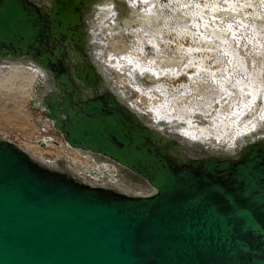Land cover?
<instances>
[{"label": "bare ground", "instance_id": "1", "mask_svg": "<svg viewBox=\"0 0 264 264\" xmlns=\"http://www.w3.org/2000/svg\"><path fill=\"white\" fill-rule=\"evenodd\" d=\"M17 1L24 8L22 17L0 31V91L28 97L42 116L39 125H48L59 137L17 145L0 136L1 147L13 145L49 181L109 203H155L160 208L165 202L155 198L187 199L192 188L191 196L198 197L194 201L213 198L217 203L210 204L222 211L231 213L235 203L262 211L258 201L264 197V98H247L241 102L248 103L245 112L233 117L236 121L210 126L206 104L198 105L200 113L178 119L166 109L150 111L125 91L150 92L169 101L188 95L195 81L206 79L209 89L228 93L237 64L201 32L220 30L216 23L224 18L228 21L223 30L245 39L249 22L261 18L257 4L264 0ZM4 2L0 0V10ZM108 36L127 43L144 38L149 58L161 51L180 61L170 58L163 70L142 69L147 65L142 60L140 67L131 65L127 84L119 86L105 67L102 38L116 49L120 42ZM198 90L202 97L206 88ZM180 103L175 102L176 109L189 110ZM220 107L216 114H229L225 105ZM73 125L79 130L85 125L99 128L102 136L91 146L69 145L65 138ZM97 145L111 153L97 150ZM258 215L264 222V210ZM247 240V246L238 248L240 256L220 264H246L252 249L259 261L264 236Z\"/></svg>", "mask_w": 264, "mask_h": 264}, {"label": "water", "instance_id": "2", "mask_svg": "<svg viewBox=\"0 0 264 264\" xmlns=\"http://www.w3.org/2000/svg\"><path fill=\"white\" fill-rule=\"evenodd\" d=\"M4 3L0 31L24 13L19 1ZM85 126L69 128L66 142L87 147L102 136L98 127ZM193 190L178 201L155 198L165 202L160 208L109 203L49 181L13 145L0 146V264H220L236 257L250 236H264L258 215L264 197L260 212L235 203L230 213L211 205L213 198L194 201ZM253 251L245 263L264 264Z\"/></svg>", "mask_w": 264, "mask_h": 264}, {"label": "rangeland", "instance_id": "3", "mask_svg": "<svg viewBox=\"0 0 264 264\" xmlns=\"http://www.w3.org/2000/svg\"><path fill=\"white\" fill-rule=\"evenodd\" d=\"M257 5L261 18L249 22L250 31L245 39H237L231 35V33L223 30V23L228 21L224 18H221V20L216 23V26L219 27L220 30H216L212 27V31L201 32L204 36H207L216 42L219 45V50L224 51L228 58L237 64L233 79L229 81L230 84L227 85L228 93L225 91L219 93L216 88L209 89V82H207L206 79L195 81L191 85L188 95L171 99L169 101H165L150 92L138 90L135 93L130 89H126L125 92L134 99L135 95L138 104L144 106L150 111L158 112L166 109L167 113L178 119L185 115L190 117L194 113H200L198 105L203 103L206 104L208 108L207 111L212 117L210 126H225V121H236L233 117H236L237 113H244L246 110L244 107H247L248 104L241 102H246L247 98L252 100L264 98V3ZM108 39L112 40L113 43L120 42L117 45L119 46V49L123 47V51L119 52V49L112 48L113 44L108 45L106 40L102 38L106 49L105 67L111 72L112 79L115 78V83L119 86L127 84V75L129 74L131 65L138 64L140 67L142 60H146L147 64L142 69H151L154 67L155 69L163 68V70L167 69V66L164 67V64L170 62L168 61L170 58L180 61V57L178 58V56L169 55L161 51H159L155 57L149 58L144 51V38L138 39L135 37L133 41L128 43L117 37L108 36L107 40ZM114 58H116V60H114ZM134 81V77H132V82L134 83ZM199 88H206L202 97L197 93ZM1 91V137L9 139L17 145H36L39 138L45 136L59 137V133H56L53 129L51 130L48 125L46 128H42L39 125V119L42 120V116L31 106L28 97H12L11 94L5 90ZM132 92H134V94ZM204 97L206 98V101H202ZM188 100H192L191 105H189ZM160 101H162L161 104ZM177 101L179 103L180 101L184 102V104L180 103V107L183 110L185 107V109L189 110L182 113V110L176 109L174 105ZM157 104H160V106H157ZM219 104L226 106L229 110L228 115H224L223 112L216 114L218 109L221 110V105ZM45 150L54 152L52 148H47Z\"/></svg>", "mask_w": 264, "mask_h": 264}]
</instances>
